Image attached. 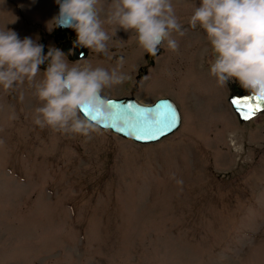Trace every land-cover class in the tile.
<instances>
[{
	"label": "rangeland",
	"instance_id": "obj_1",
	"mask_svg": "<svg viewBox=\"0 0 264 264\" xmlns=\"http://www.w3.org/2000/svg\"><path fill=\"white\" fill-rule=\"evenodd\" d=\"M111 3L99 0L102 21ZM172 3L178 51L153 57L105 22L108 53L74 60L48 28L55 0H0V31L61 49L69 67L118 68L127 79L104 97L169 98L182 119L152 144L94 124L90 137L61 133L34 123L46 69L0 86V264H264V112L237 119L228 97L249 93L210 74L212 46L188 23L199 0Z\"/></svg>",
	"mask_w": 264,
	"mask_h": 264
},
{
	"label": "clouds",
	"instance_id": "obj_2",
	"mask_svg": "<svg viewBox=\"0 0 264 264\" xmlns=\"http://www.w3.org/2000/svg\"><path fill=\"white\" fill-rule=\"evenodd\" d=\"M55 3L59 12L48 23L49 30L71 27L76 33L73 47L98 54L106 55L114 38L105 30V22L116 25V32H134L139 46L153 57L161 48L178 51L173 34H186L172 0H112L106 21L100 19L99 0ZM188 23L192 29L204 30L215 54L210 74L220 87L238 82L249 96L264 97V0H199ZM46 62L44 79L36 85L42 106L36 109L34 123L41 129L90 137L98 129L82 117V108L110 116L102 93L127 77L118 68L69 67L61 49L50 46L45 54L44 45L32 37L21 39L8 28L0 31V86L5 90L34 81Z\"/></svg>",
	"mask_w": 264,
	"mask_h": 264
},
{
	"label": "water",
	"instance_id": "obj_3",
	"mask_svg": "<svg viewBox=\"0 0 264 264\" xmlns=\"http://www.w3.org/2000/svg\"><path fill=\"white\" fill-rule=\"evenodd\" d=\"M57 11L59 7L57 5ZM59 33H70L76 37L75 31L71 27H56ZM87 54L86 48L73 47L72 58L80 60ZM45 64L41 65L43 68ZM254 97L249 95L238 96L234 92L228 101L237 115L240 122H246L243 113L238 111L232 101L236 98ZM110 112L107 118L84 106L81 110L82 116L98 127L111 130L113 133L142 144L158 142L166 136L174 133L181 125V114L176 104L168 98L157 100L153 104H143L133 97L120 99L104 98ZM131 105V110L128 109ZM139 110V111H137ZM262 111L257 112L252 118ZM164 113V115H162ZM251 118V119H252ZM137 137H141L138 139Z\"/></svg>",
	"mask_w": 264,
	"mask_h": 264
},
{
	"label": "snow or ice",
	"instance_id": "obj_4",
	"mask_svg": "<svg viewBox=\"0 0 264 264\" xmlns=\"http://www.w3.org/2000/svg\"><path fill=\"white\" fill-rule=\"evenodd\" d=\"M232 103L238 111L243 113L245 119H251L257 112L264 111V97L236 98ZM127 107L129 110L132 108L131 105H128ZM162 115H164V113ZM137 138L140 139L141 137Z\"/></svg>",
	"mask_w": 264,
	"mask_h": 264
},
{
	"label": "flooded vegetation",
	"instance_id": "obj_5",
	"mask_svg": "<svg viewBox=\"0 0 264 264\" xmlns=\"http://www.w3.org/2000/svg\"><path fill=\"white\" fill-rule=\"evenodd\" d=\"M54 36H55V41L56 40H64V39H66V44L68 43H70V45L75 41V39L76 38H73V37H71L69 34H59V33H57L55 30H54Z\"/></svg>",
	"mask_w": 264,
	"mask_h": 264
}]
</instances>
